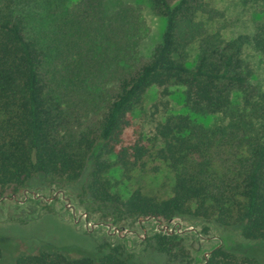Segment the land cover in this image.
Here are the masks:
<instances>
[{
    "label": "trees",
    "instance_id": "1",
    "mask_svg": "<svg viewBox=\"0 0 264 264\" xmlns=\"http://www.w3.org/2000/svg\"><path fill=\"white\" fill-rule=\"evenodd\" d=\"M259 13L254 32L233 26L219 0H150L165 19L150 56L142 4L126 0H0V194L35 177L77 183L93 212L120 222L189 215L239 226L264 245V0H239ZM192 51L196 52L195 58ZM155 88L164 113L151 145L128 143L134 113ZM174 89L187 112L170 109ZM201 118H212L205 122ZM148 158L166 164L170 183L147 186L134 172ZM151 245L171 264L188 256L183 242L157 231ZM5 256L0 245V264ZM14 264H155L102 244L70 256L44 249ZM204 264H264L223 247Z\"/></svg>",
    "mask_w": 264,
    "mask_h": 264
},
{
    "label": "rangeland",
    "instance_id": "2",
    "mask_svg": "<svg viewBox=\"0 0 264 264\" xmlns=\"http://www.w3.org/2000/svg\"><path fill=\"white\" fill-rule=\"evenodd\" d=\"M142 4L150 27V34L143 43V53L150 56L161 41L165 19L154 14L150 0H126ZM233 26L228 37L254 32V18L259 13L239 0H219ZM195 58L196 52L192 51ZM256 82L264 88V65L260 55L255 58ZM170 109L176 113L187 112L182 91L174 89L170 96ZM164 113L155 88L148 92L144 106L133 115L132 125L126 130L128 143L140 141L151 145L155 127ZM209 122L212 118H201ZM89 164L80 180L71 185L49 186L42 176L32 179L26 188L14 192L11 188L0 194V245L3 248V264H14L15 257L44 249H59L67 255L89 253L102 244L123 246L137 262L171 264L168 256L151 245V237L157 231H169L182 240L188 254L177 264H204L211 251L218 247L234 250L264 260V245L247 241L239 226L224 227L189 215L177 216L170 222L162 219H128L115 222L93 212L88 202L79 196L88 180ZM147 186L160 187L170 183L172 173L165 163L148 158L146 165L134 172Z\"/></svg>",
    "mask_w": 264,
    "mask_h": 264
}]
</instances>
